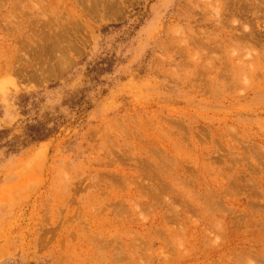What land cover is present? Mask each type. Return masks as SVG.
I'll list each match as a JSON object with an SVG mask.
<instances>
[{
  "label": "rangeland",
  "instance_id": "obj_1",
  "mask_svg": "<svg viewBox=\"0 0 264 264\" xmlns=\"http://www.w3.org/2000/svg\"><path fill=\"white\" fill-rule=\"evenodd\" d=\"M0 264H264V0H0Z\"/></svg>",
  "mask_w": 264,
  "mask_h": 264
}]
</instances>
